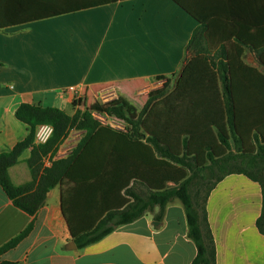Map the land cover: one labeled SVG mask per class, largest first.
Wrapping results in <instances>:
<instances>
[{
    "label": "crops",
    "instance_id": "1",
    "mask_svg": "<svg viewBox=\"0 0 264 264\" xmlns=\"http://www.w3.org/2000/svg\"><path fill=\"white\" fill-rule=\"evenodd\" d=\"M199 27L174 0H0V155L30 134L16 118L22 104L72 116L78 105L65 93L69 87L118 92L144 84L162 88L169 78L173 91L192 58L188 46ZM244 60L264 72L255 53L248 51ZM49 128L38 130L49 134ZM52 157L43 158V168L52 166ZM7 177L14 188L35 183L32 147L7 169ZM62 191V185L49 191L33 217L0 186V248L35 222L0 264H192L197 256L180 201L168 205L162 220H156V208L94 244L73 248ZM263 208L262 185L247 175L228 174L215 184L207 215L216 264H264V234L258 227Z\"/></svg>",
    "mask_w": 264,
    "mask_h": 264
},
{
    "label": "trees",
    "instance_id": "2",
    "mask_svg": "<svg viewBox=\"0 0 264 264\" xmlns=\"http://www.w3.org/2000/svg\"><path fill=\"white\" fill-rule=\"evenodd\" d=\"M174 1L200 23L188 46L192 58L175 89L170 91L168 78L149 94L138 116L121 98L106 103L104 110L127 119L131 132L101 125L88 111L77 110L71 116L58 108L22 104L16 118L30 127V134L11 152L0 155V186L17 208L34 217L49 191L62 185V211L79 249L156 208V220H162L168 205L179 200L188 236L198 251L192 264H216L207 215L211 190L224 176L242 173L258 181L264 193V176L248 170L224 172L200 205L190 192L194 180L190 172L193 164L205 170L209 163L228 160L231 141L241 145L242 154L252 163L264 157V152L259 153V144L264 145V73L244 60L251 51L264 66V0ZM41 126L53 131L46 143L37 144ZM74 129L86 132L76 149L43 168V158L54 156ZM28 147H32L35 183L14 188L7 169ZM135 183L148 194H137L132 188ZM34 226L32 221L2 246L0 257L27 238ZM258 227L264 234V208Z\"/></svg>",
    "mask_w": 264,
    "mask_h": 264
},
{
    "label": "rangeland",
    "instance_id": "3",
    "mask_svg": "<svg viewBox=\"0 0 264 264\" xmlns=\"http://www.w3.org/2000/svg\"><path fill=\"white\" fill-rule=\"evenodd\" d=\"M140 86L138 85L136 87H133L131 90H120L117 92L118 99L121 98L125 100V102H127L128 105L135 110L136 116L142 113V110L148 102L149 94L159 89L155 86H147L146 84H144L143 87ZM104 94L100 93L99 89H96L95 92H87L85 102L83 104L79 103L76 111H88L94 116V118L97 115L105 114L109 118L115 119L120 124L124 125L127 131L131 132L133 128L131 124L127 121V119L121 118L116 114H111L110 112H106L104 110L106 100L111 99V96H103ZM126 117L129 119L131 118L129 113H126ZM85 135L86 132L84 131H79L76 129L72 130L66 138H69L67 144L64 145L63 142L60 145L59 149L62 151V153L70 155L76 149V147L78 146L80 141L85 137ZM230 147V158L228 160L220 162V164L218 165H212L209 163V169L204 170L198 168L195 164H193L192 172H190V175H193L194 180L190 186V192L192 194L193 199H195L200 205H203L204 200L206 199V196L208 194L209 188L224 172H227L229 170H248L254 175L264 176V157H261L259 158V160L257 159L255 163H252L250 157H246L242 154L241 145L239 143L231 141ZM259 147V153L263 155L264 145L260 143ZM132 188L137 194L141 196H146L148 194L147 189L140 184L135 183L132 185Z\"/></svg>",
    "mask_w": 264,
    "mask_h": 264
},
{
    "label": "built area",
    "instance_id": "4",
    "mask_svg": "<svg viewBox=\"0 0 264 264\" xmlns=\"http://www.w3.org/2000/svg\"><path fill=\"white\" fill-rule=\"evenodd\" d=\"M165 84V82H164ZM65 93L66 94H69L71 95L72 99H73V102H74V105H79L80 104H83L86 100V92L82 91V90H79L75 87H69L65 90ZM100 93L104 94L103 96H111V99H107L106 100V103L110 102V101H113V100H117L118 97H117V91H115L114 89L112 88H109V89H105V90H102ZM96 120L101 124V125H104V126H109L111 127L112 129L114 130H117V131H122V132H126L127 129L124 125L120 124L118 121H116L115 119H111L109 118L107 115H97L95 116ZM42 127V126H41ZM50 127V126H48ZM40 128V127H39ZM38 128V129H39ZM50 129V133L52 135V127L49 128ZM49 133V134H50ZM48 133L46 132H43V131H40V130H37V133H36V142H40V143H46L47 140L50 138L51 135H49ZM69 155H67L66 153H62V151L59 149L58 152L52 157L51 159V162H53L54 160L56 159H61V158H66L68 157Z\"/></svg>",
    "mask_w": 264,
    "mask_h": 264
},
{
    "label": "water",
    "instance_id": "5",
    "mask_svg": "<svg viewBox=\"0 0 264 264\" xmlns=\"http://www.w3.org/2000/svg\"><path fill=\"white\" fill-rule=\"evenodd\" d=\"M72 246H73V248H76V244H75V243H73V245H72Z\"/></svg>",
    "mask_w": 264,
    "mask_h": 264
}]
</instances>
